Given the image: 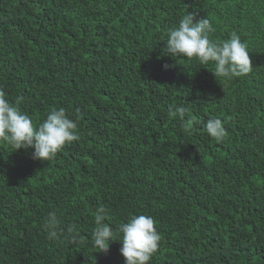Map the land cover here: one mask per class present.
Listing matches in <instances>:
<instances>
[{
    "label": "trees",
    "instance_id": "1",
    "mask_svg": "<svg viewBox=\"0 0 264 264\" xmlns=\"http://www.w3.org/2000/svg\"><path fill=\"white\" fill-rule=\"evenodd\" d=\"M185 11L217 42L235 32L252 71L215 78L211 61L164 54ZM0 89L34 123L52 108L78 123L49 161L0 143V264H124L119 225L141 214L161 236L148 264H264V0H0ZM99 206L106 253L91 242Z\"/></svg>",
    "mask_w": 264,
    "mask_h": 264
},
{
    "label": "clouds",
    "instance_id": "2",
    "mask_svg": "<svg viewBox=\"0 0 264 264\" xmlns=\"http://www.w3.org/2000/svg\"><path fill=\"white\" fill-rule=\"evenodd\" d=\"M215 29L208 18L196 19L194 13L186 11L179 20L178 26L168 29L164 54L173 57L195 58L201 65L210 61L214 63L212 74L215 78L231 79L240 77L252 71V63L247 46L233 32L224 41H215L210 34ZM167 65L164 66L165 70ZM23 97H17L15 102L6 98V93L0 89V143L9 145L12 149H33V159L49 161L66 145L78 139L77 120L66 115L63 108H52L46 118L34 123L31 116L23 112L20 104ZM188 109L177 106L169 111L172 118L183 120ZM204 130L211 138L221 141L227 135V130L219 118H210L204 125ZM108 210L99 206L94 212V228L91 233L92 246L96 252L106 253L109 241H113L114 231L109 223ZM48 238L60 239L59 220L55 212L48 214L44 225ZM120 235V255L124 264H148L157 252L161 236L156 228V221L150 215H130L127 222H121L118 229ZM73 244L84 239L76 225L67 228ZM94 262V261H93ZM95 264V262H94Z\"/></svg>",
    "mask_w": 264,
    "mask_h": 264
}]
</instances>
